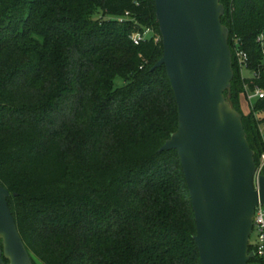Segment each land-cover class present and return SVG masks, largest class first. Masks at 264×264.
<instances>
[{
	"label": "trees",
	"instance_id": "1",
	"mask_svg": "<svg viewBox=\"0 0 264 264\" xmlns=\"http://www.w3.org/2000/svg\"><path fill=\"white\" fill-rule=\"evenodd\" d=\"M219 1L224 95L258 165L264 98L244 114L240 95L264 71L243 77L235 51L259 69L264 0ZM162 51L154 0H0V185L31 264H200L180 158L160 151L178 126Z\"/></svg>",
	"mask_w": 264,
	"mask_h": 264
},
{
	"label": "water",
	"instance_id": "2",
	"mask_svg": "<svg viewBox=\"0 0 264 264\" xmlns=\"http://www.w3.org/2000/svg\"><path fill=\"white\" fill-rule=\"evenodd\" d=\"M164 66L178 110L176 131L160 151L176 150L194 212L200 264H248L254 210L264 204V173L242 116L225 102L233 77L219 0H154ZM0 185V264H31Z\"/></svg>",
	"mask_w": 264,
	"mask_h": 264
},
{
	"label": "built area",
	"instance_id": "3",
	"mask_svg": "<svg viewBox=\"0 0 264 264\" xmlns=\"http://www.w3.org/2000/svg\"><path fill=\"white\" fill-rule=\"evenodd\" d=\"M145 32H135L130 38L134 44H139L143 39H145L148 35ZM256 40L259 42L261 46V50L264 53V32L260 33ZM235 56L237 60L238 66L242 69H246L248 63V55L245 51L240 48H236ZM264 71V58L261 61V65L257 71H253L250 74V78H259L260 71ZM248 92V101L254 99H262L264 98V88L255 86L252 90L247 89ZM249 101V102H250ZM264 173V153L261 155L260 162L256 165V170L254 174V180L258 178L260 174ZM255 232V240L252 246L254 247V256L257 257V264H264V204H258L254 210V218H253V226L252 232ZM251 235V234H250Z\"/></svg>",
	"mask_w": 264,
	"mask_h": 264
},
{
	"label": "rangeland",
	"instance_id": "4",
	"mask_svg": "<svg viewBox=\"0 0 264 264\" xmlns=\"http://www.w3.org/2000/svg\"><path fill=\"white\" fill-rule=\"evenodd\" d=\"M144 31L146 32L147 31V33H146V35H151V34H153L154 32L152 31V28H146V29H144ZM240 72H241V75H243V77L245 76H250V74L251 73H249L248 71H246L245 69H243V71H242V69H240ZM224 97H225V102L229 105V107H231V108H233L232 106H231V104L229 103V101H228V99L226 98V96L224 95ZM255 100L256 99H254V98H252V100L249 102L248 101V92H247V89H245L244 90V92L240 95V105H241V109H242V111H243V113L244 114H246V113H248V111H249V108H251L252 107V105H253V102H255ZM234 109V108H233ZM236 110V109H235ZM237 111V110H236ZM238 112V111H237ZM238 113H240V112H238ZM241 114V113H240ZM258 118H262L263 116H264V112H259L258 113ZM263 139H264V135H263ZM254 240H255V232L253 231L252 233H251V235H250V238H249V243L250 244H253L254 243ZM6 260V261H4V263L5 264H9V259H7V258H3V260ZM248 264H257V263H248Z\"/></svg>",
	"mask_w": 264,
	"mask_h": 264
}]
</instances>
